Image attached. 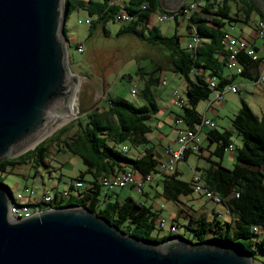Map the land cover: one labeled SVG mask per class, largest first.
Returning a JSON list of instances; mask_svg holds the SVG:
<instances>
[{"label": "trees", "instance_id": "16d2710c", "mask_svg": "<svg viewBox=\"0 0 264 264\" xmlns=\"http://www.w3.org/2000/svg\"><path fill=\"white\" fill-rule=\"evenodd\" d=\"M196 1L199 5L188 18L189 31L193 24L201 42L193 50L181 45L180 36L176 32L166 36L160 33L157 26H148L151 24V12L152 16L167 12L161 7L159 0H125V9L132 19L116 33L118 36L135 35L152 45H163L169 51L167 57L170 58L171 70L180 74L185 81L186 101L180 117L189 128L200 122L202 116L196 111V106L201 100L208 99L211 93L202 72H208L207 78L213 77L216 80L218 90L229 84V79L223 74L224 69H227V53L221 44L225 25L238 21L240 16L248 18L253 13L257 14L258 20H264V14L252 0ZM188 2L182 4L180 9L188 7ZM69 7H83L88 15L97 16L89 25L88 36L96 33L98 26L107 32L105 23L117 20V7L110 5L107 0H65L64 18ZM176 19L177 17L174 18L175 21ZM236 57L242 67V72L238 75L251 77L250 70L258 61L248 57L245 51H240ZM141 95L146 100L144 106H135L125 98L113 96H107L106 101L99 105L91 103V96L85 98L83 92H79L77 99L80 109L87 111L85 119L79 116L73 123L60 127L34 148L17 157L1 160L0 175L6 170L11 172L16 166L27 163L34 169L33 174H36L41 165L48 166L45 162L47 149L51 143L56 142L59 144L57 150L69 151L78 156L85 169L67 182L73 195L59 201L56 196L52 203L41 204L40 207L84 206L107 219L119 230L140 239L165 242L182 237L183 235L176 232L153 238L151 233L157 226L158 218L156 211L131 196L122 200L111 199V194L99 183L101 176L115 175L125 167H130L141 175L157 172L159 161L151 148L144 149L138 158L129 157L118 148L124 143L129 146L144 144L146 134L151 131L147 121L156 111V105L146 85ZM91 110L94 112L91 113ZM231 124L242 141L236 153V162L232 168H226L219 161L208 159L210 166L205 169L204 177L200 179L221 197V204L230 220L220 219L217 213L211 219L203 214H188L189 225H185V229L194 242L220 241L237 245L253 255L255 250L264 252V119L258 118L247 103L241 100V106L233 116ZM62 135L64 137L60 138ZM230 135L229 130L219 132L215 128L207 133V138L216 144L212 155L222 157L230 144ZM188 154L189 151H186L184 159ZM85 175L90 177L89 180L85 179ZM160 177L159 195L165 200L176 202L181 195L194 193L193 181L187 182L178 178L176 172ZM78 180L83 182V186L74 189L72 182ZM254 227L257 231H254Z\"/></svg>", "mask_w": 264, "mask_h": 264}, {"label": "water", "instance_id": "95a60500", "mask_svg": "<svg viewBox=\"0 0 264 264\" xmlns=\"http://www.w3.org/2000/svg\"><path fill=\"white\" fill-rule=\"evenodd\" d=\"M190 0H159L167 11ZM264 14V0H252ZM65 0H0V161L34 148L70 113L79 89L67 65ZM0 181V264H253L250 252L185 236L129 235L80 205L12 218Z\"/></svg>", "mask_w": 264, "mask_h": 264}, {"label": "rangeland", "instance_id": "374dc122", "mask_svg": "<svg viewBox=\"0 0 264 264\" xmlns=\"http://www.w3.org/2000/svg\"><path fill=\"white\" fill-rule=\"evenodd\" d=\"M73 1V0H72ZM185 9H188L186 7ZM88 17L87 11L83 7H69L67 14L64 20V36L69 41L67 51V65L72 74L77 75L79 89L76 93L75 100V113L77 107L80 108L78 104L77 95L83 85V81L87 80L89 76L91 81H94V86L97 88V95L99 102L106 101V93L100 92V84L104 81L107 84V89L110 92L111 96L120 95L129 99L131 102H136L140 98V92L144 88L143 78L147 79L146 74H141V70L149 71L152 68L153 60L158 59L163 64H168V50L163 45H152L141 38L136 37L135 35L125 34L117 35V31L123 26L126 25V22H121L118 20L107 21L104 25V28L107 32H104L103 29L99 26L96 29V33H93L91 36H88L89 25L84 23V19ZM176 21L178 24H175L174 19L166 20L159 23L160 30L164 35L169 36L174 31L178 33L180 37V43L185 47V42L190 40V31H189V20L181 15L177 16ZM84 40V51L77 52L76 44ZM263 41L262 38L258 39V44ZM229 70V69H227ZM230 71V70H229ZM87 75V77H86ZM162 77L166 81V85H161L159 88L153 92L155 99V104L157 108L164 107L166 108L165 114L158 113L156 115L162 122H165L164 128L161 129V132L166 131L169 133V139L173 140L174 135L172 133V128L175 127L176 123L172 119V114L167 113V109L171 110L172 113L178 112L182 113V107L174 103L173 93L176 92L181 99L186 101V92L184 87L183 77L173 72L167 66L165 67ZM237 81H243L241 76H237ZM136 89L137 95L132 96L130 94V87ZM248 92L246 93L243 89V86L237 85V92L226 91L223 94L222 102H213L212 106L205 113L204 108L206 107L209 100L213 98L210 95L209 99L201 100L197 106V112L202 116L205 114L207 118L215 123L216 128L219 131L224 129H229L231 135L229 137V142L231 144V149H226L223 156L217 157L212 155V159L221 162L222 166L226 168H232L236 162V153L240 148L242 141L241 136L234 130L231 124L233 116L239 110L240 95L241 96H250V98H256L261 104L256 105V103H251V108L260 114V111L264 114V93L260 88L254 87L249 83ZM256 101V102H258ZM170 111V112H171ZM76 117L71 118L69 121L65 122L63 125L55 128L50 134H48L44 139H47L50 135L55 133L60 127L71 124L74 122ZM151 126L153 131L149 134L150 139L153 142H157V129L154 128L156 124V119L151 118L147 121ZM178 125V124H177ZM179 127L182 124L178 125ZM68 134V133H66ZM65 135V134H64ZM63 135V136H64ZM202 140V144H206V140L203 136V132L199 135ZM162 145L165 146L166 141L163 140ZM59 144L54 142L48 146L47 157L45 162L48 163L47 167L41 165L36 174H33L34 169L32 166L27 163L23 165H18L12 169L11 172L8 170L4 171L0 175V181L7 185L13 197L20 192L23 186H27L30 189H35L37 194H40L45 189H50L52 194L55 192H60L62 189L68 188L67 182L71 178L78 176L79 172L85 169L81 159L70 153L69 151L57 150ZM119 146L118 148H120ZM158 149L161 147L157 146ZM135 147L133 145L129 146V149L126 151L129 157L134 156ZM177 166L179 173L178 177L187 182H191L193 178L192 168L195 169L206 166H210V161L203 156H201V151L195 152L190 151L187 159H180L176 162L175 167ZM196 170V169H195ZM198 172H201L199 170ZM172 173V172H171ZM198 175V174H197ZM86 180H89V176L85 175ZM152 185L158 190H161V181L158 178L151 181ZM148 184V183H147ZM53 186H55L53 188ZM149 186H146V191H149ZM150 199H147L145 195H142L135 191L132 187H114L107 189L112 197L118 196L119 199H123L124 196H131L137 201L143 202L146 205L150 204L152 200L157 204L162 203L167 205L165 209H162V218L165 223L164 228H159L157 225L151 236L153 238H160L167 234L166 228L170 227L171 218L168 215V207L172 205V208L175 210V213H179V209H182L185 212L190 214H197L204 211L206 208L209 211L211 208L215 207L220 211L223 216L225 215V207L221 203H215L211 200H206L202 196L199 200V194L191 193L188 195H181L179 201L173 202L169 200H163L158 196H155V189H150ZM25 198V197H24ZM15 201V200H14ZM24 202V200H23ZM194 211L193 213H191ZM211 219V218H208ZM176 221L178 222V231L176 234L184 235L185 237L191 239L190 233L185 229V225L188 224V217H184L182 214L177 216ZM174 234V233H172ZM192 240V239H191ZM253 264H264V252L261 250H255L252 255Z\"/></svg>", "mask_w": 264, "mask_h": 264}, {"label": "built area", "instance_id": "2783aa9c", "mask_svg": "<svg viewBox=\"0 0 264 264\" xmlns=\"http://www.w3.org/2000/svg\"><path fill=\"white\" fill-rule=\"evenodd\" d=\"M83 2H88L90 0H81ZM95 1V0H92ZM110 5L117 7L116 11V19L121 22H129L132 19V16L125 9V0H107ZM199 3L188 4V9H180V6L173 11L162 12V16H152V12L150 13L149 20L153 23H161L166 20L174 19L177 16L181 15L185 18H189L194 11H196ZM96 15H88L87 18L84 19V23L86 25H90L95 19ZM256 32L259 37L264 38V20H262L261 27H256ZM201 42V38L197 35L196 29L193 24H191L190 31V40L185 42V47L189 50H193L199 43ZM69 44V43H68ZM221 44L227 53L226 60V68L229 69L232 74L238 75L242 72V67L237 62V54L240 51H245L246 55L250 57L254 61L262 62V68L260 71L256 73L255 83L259 84L264 91V62L262 58L264 57V45L260 48H257L252 43L247 41L246 39H240L233 36L229 30L223 31L221 37ZM77 52L84 51V40L78 42L76 44ZM160 83L165 85V81L161 80ZM207 87L211 90V95L213 96L212 100L221 101L223 99L224 91L237 92V87L234 84L227 85L226 89L218 90L216 88V80L213 77H210L206 80ZM130 94L135 96L137 91L135 88L130 89ZM174 103L180 107H183L185 104L180 96L173 93ZM179 122H183L182 118L178 119ZM202 128L214 129L215 123L208 118L202 116L200 122L196 124L193 128H189L188 126L181 127L177 129L176 132V141L178 143L177 149L167 148L165 150V154L167 155L166 161H159L157 164V172L155 174L149 173L146 175H141L140 173H136L133 170H125L121 173L115 175H104L99 178L100 185L107 189L114 187H133L136 192L142 193L143 187L145 184L150 183L154 177L161 176L163 174H170L174 171L175 164L180 159L184 158V154L186 151H200V138L199 131ZM227 149H231V144L228 145ZM122 152L127 151V147L121 148ZM193 191L194 193L199 194L206 200H211L215 203H221V197L213 191L210 187L204 185V183L200 180L199 175L195 172L193 173ZM83 186V182L81 180L73 181L72 187L74 189L81 188ZM51 189L43 188L40 194H37V191L34 189H30L27 186H23L14 197L15 200V211L14 214H10L12 218H26L30 217V212H35L36 209H44L40 207L41 204H49L52 203L55 197L57 196V200L67 199L70 195L74 193L68 188L62 189L59 193L52 194ZM75 196V195H74ZM25 197V198H24ZM24 200V202H23ZM159 228H164L163 219H158L156 221ZM172 226H177L172 224ZM170 227L167 229V234H170ZM254 231L257 229L254 227Z\"/></svg>", "mask_w": 264, "mask_h": 264}, {"label": "crops", "instance_id": "0c3cea01", "mask_svg": "<svg viewBox=\"0 0 264 264\" xmlns=\"http://www.w3.org/2000/svg\"><path fill=\"white\" fill-rule=\"evenodd\" d=\"M79 1H81V0H79ZM257 22H258V16H257V14H255V13H253V14H251L248 18H246L245 16H240V18H239V20L238 21H235V22H232L231 24H226L225 25V29L224 30H229L230 31V33L233 35V36H235L236 38H240V39H246L247 41H249L250 43H252L254 46H256L257 48H260L261 46H263L264 45V38H262L263 39V41L261 42V43H259L258 44V39L259 38H261V37H259L258 36V34H257V32H256V25H257ZM175 24H178V22L177 21H175ZM157 26L158 27V29H159V31H160V33L161 34H163V32L160 30V26H159V23H153V22H151V24L150 25H148V26ZM99 27V26H98ZM96 31V30H95ZM174 32H176V31H174ZM178 34V33H177ZM164 35V34H163ZM179 35V34H178ZM180 36V35H179ZM181 37V36H180ZM262 61L264 62V57L262 58ZM168 67L169 69H171V62H170V58L168 57V64L166 63V64H163V65H161V63H160V61L158 60V59H155V60H153V64H152V68H150V70L149 71H144V70H141V72H139V73H143V74H146L147 75V79L145 78H143V83H144V87H145V85H146V87L148 88V92L151 94V96H152V99H153V102H154V104H155V99H154V96H153V92L155 93V91L159 88V86H161L162 84L160 83V81L161 80H164L165 81V79L162 77V73L164 72V70H165V67ZM262 68V62H260V61H258L257 62V64L255 65V67L254 68H252L251 70H250V73H251V77H244V76H242V75H239V76H241L242 78H243V80H244V82L243 81H237V76L238 75H235V74H232V72L231 71H229V70H227V69H224V72H223V74L225 75V76H227V78L229 79V84H234V85H236V87H237V85H242L243 86V89H244V91L246 92V93H250V92H248V87H249V83L251 84V85H253L254 87H257V88H260V90L262 91V93H264V91L262 90V88H261V86L259 85V84H257V83H255V75H256V73L258 72V71H260V69ZM200 72H202V71H197V73H200ZM203 73V77H204V79H208L207 77H208V72H202ZM86 77H87V75H86ZM84 83H83V85H81V88H80V90H79V92H83V94H84V96H85V98L86 97H89V96H91V103H93V102H95V103H99V105H101V104H103L104 102L103 101H101V102H99V100H98V98H96V95H97V88L94 86V84H95V82L94 81H91V78L88 76L87 77V80H84L83 81ZM229 84H227V85H229ZM149 85V86H148ZM165 85H166V81H165ZM227 85H225L224 87H223V89L225 90L226 89V87H227ZM184 87H185V81H184ZM131 88H133V86H131L130 87V89ZM78 92V93H79ZM100 92L103 94V93H106V96H111L110 95V92L108 91V89H107V84L104 82V81H102V83L100 84ZM138 92V91H137ZM224 92H226V90L224 91ZM224 94V93H223ZM137 95V94H136ZM135 95V96H136ZM210 95H211V93H210ZM210 95H209V97H210ZM140 98H138L137 100H136V102H131L129 99H127V98H125V97H122V96H120V95H114L113 97H122V98H125V99H127L128 101H130L131 103H133L135 106H144V105H146V100L144 99V97H143V95H141V92H140ZM209 97H208V99H209ZM240 103H241V100H244L246 103H247V105L250 107V109L254 112V114L255 115H257L258 116V118H260V119H264V114H263V112H261L260 111V114L259 113H257V112H255L252 108H251V103H256V105H258L259 104V107H260V102L256 99V98H250V96H241L240 95ZM104 101H105V99H104ZM223 101V99L221 100V101H217V102H222ZM256 101H258V102H256ZM213 102H216V101H214V100H209L208 101V103H207V105H206V107L204 108V112L206 113L207 111H208V109H210V107L212 106V104H213ZM156 105V104H155ZM165 110H166V108H164V107H161V108H157V106H156V111L153 113V114H151V118H155L156 119V124L154 125V128L155 129H157V131H158V134H157V136H156V138H157V142L155 141V142H153L151 139H150V137H149V134L153 131V129L151 128V131L149 132V133H147L146 134V142L144 143V144H140V145H136V146H134L135 147V150H134V156H132V158H138V157H140L142 154H143V151H144V149H146V148H151V150L154 152V154H155V157H157V159H158V161H166L167 160V155L165 154V150L167 149V148H170V149H177L178 148V143H177V141H176V132H177V129H179V128H181V127H184L185 126V123L184 122H179L178 121V119H181V117H180V115H181V113H178V112H174V113H172V111L171 110H169V109H167V113L168 114H172V119H174V121H175V127H173L172 128V133H173V135H174V138L175 139H173V140H171V139H169V137H170V135H169V133L168 132H166V131H163V132H161V129H163L164 127V124H165V122H162L156 115H158V113H161V114H165L164 112H165ZM171 111V112H170ZM197 111V110H196ZM87 111L86 110H84V112L82 113V114H80V116H81V118L82 119H85V117H86V113ZM94 112V110L92 111L91 110V113H93ZM202 116H204V117H206L207 118V116L205 115V114H203ZM150 118V119H151ZM149 119V120H150ZM179 124H182V126L181 127H179L178 125ZM215 129L216 130H218L217 128H216V126H215ZM211 129H208V128H202L198 133H199V135L203 132V136H204V138H205V140H206V144H202V145H200L201 146V156H203L204 158H206V159H212V154H213V152H214V149H215V146H216V144H215V142H211V140H209L208 138H207V133L210 131ZM224 130H229V129H224ZM219 131V130H218ZM230 131V130H229ZM219 132H221V131H219ZM64 136L62 135V136H60V138H63ZM216 137V136H215ZM199 138H200V136H199ZM163 140H165L166 141V144H165V146H160V145H162L161 143H162V141ZM202 140L203 139H201L200 138V143H202ZM119 146H121L119 149H121V148H123V147H127V150L129 149V145L127 144V143H124V144H121V145H119ZM157 146H159V147H161L160 149H158L157 148ZM225 152V151H224ZM224 154V153H223ZM188 156V155H187ZM187 156H186V158L185 159H187ZM223 156V155H222ZM221 163V162H220ZM207 167L206 166H204V167H200V168H198V166H196V170L195 169H193L192 168V173H196V174H198L199 175V177H200V179L201 178H203L204 177V172H205V169H206ZM125 170H131L130 169V167H125L124 168V170L122 169V170H119L116 174H118V173H121V172H123V171H125ZM199 170H201V172H198ZM136 173H138L137 171H135ZM179 173V170H178V168H177V166L174 168V171L172 172V173ZM172 173H170V174H172ZM158 178H161L160 176H156V177H154L153 178V180L155 179V181L158 179ZM179 178V177H178ZM86 179V178H85ZM181 179V178H180ZM202 181V180H201ZM146 186H149V188L150 189H155V196L157 197H159V198H162L163 200H165L162 196H160L159 195V192L161 191H159L158 192V190L152 185V182H150V183H148V184H145L144 185V187H143V192L142 193H140V194H142V195H145V197L147 198V199H150V195H151V193H150V189H149V191H146L145 189H146ZM128 187H130V186H128ZM133 188V187H132ZM127 196H129V195H127ZM111 197V199L112 198H117L118 200H122V199H119V197L118 196H116V197H112V196H110ZM126 196H124V198H125ZM180 198V197H179ZM202 197L199 195V200L201 199ZM110 199V198H109ZM179 201V200H178ZM145 204V203H144ZM146 205V204H145ZM149 206H151L152 207V209L154 210V211H156V213H157V215H158V218L156 219V221L158 220V219H163L162 218V212H161V210L162 209H165L166 208V206L167 205H165V204H162V203H159V204H157L156 202H154V200H152V202L150 203V204H148ZM174 209L172 208V205H169V207H168V215L170 216V218H171V224L169 225V226H171L172 224H175V225H177V231H178V226H179V224H178V222L176 221V219H177V216L178 215H183L184 217H186L187 218V216H188V214L189 215H192V214H190L188 211L187 212H185V211H183L182 209H179V213H175L174 214ZM194 211H192L191 213H193ZM224 212H225V215L226 216H223L221 213H220V211L218 210V209H216L215 207H213V208H211L209 211H207V209L205 208L204 209V211H201V213H197V214H193V216H198V215H200V214H203V215H205L207 218H211L212 217V215H214V213H217V216L220 218V219H222V220H227V221H229L230 220V216L228 215V213L226 212V210H224ZM164 221V220H163ZM187 225V224H186ZM188 225H189V223H188ZM164 227H165V223H164ZM169 228V227H168ZM168 228H166V232H167V229ZM184 236V235H183Z\"/></svg>", "mask_w": 264, "mask_h": 264}, {"label": "bare ground", "instance_id": "6f19581e", "mask_svg": "<svg viewBox=\"0 0 264 264\" xmlns=\"http://www.w3.org/2000/svg\"><path fill=\"white\" fill-rule=\"evenodd\" d=\"M188 3L194 4V3H199V2L196 0H190ZM154 16H162V13H156V14H154ZM261 25H262V19L258 20L256 27H261ZM69 109H70V113L75 114V100H72ZM12 197H13V195H12ZM50 208L51 207L45 208V210L50 209ZM43 210L44 209H36L35 212H30V216L38 214L39 212H41ZM14 211H15V201H14V198H12L10 208H9V213L14 214ZM176 232H177V226L170 227V233H176Z\"/></svg>", "mask_w": 264, "mask_h": 264}]
</instances>
